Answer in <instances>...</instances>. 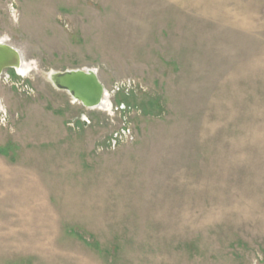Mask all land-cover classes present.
Segmentation results:
<instances>
[{
	"label": "rangeland",
	"instance_id": "1",
	"mask_svg": "<svg viewBox=\"0 0 264 264\" xmlns=\"http://www.w3.org/2000/svg\"><path fill=\"white\" fill-rule=\"evenodd\" d=\"M0 41V264H264V0H0Z\"/></svg>",
	"mask_w": 264,
	"mask_h": 264
},
{
	"label": "water",
	"instance_id": "2",
	"mask_svg": "<svg viewBox=\"0 0 264 264\" xmlns=\"http://www.w3.org/2000/svg\"><path fill=\"white\" fill-rule=\"evenodd\" d=\"M21 68V54L4 41H0V77L8 70L16 75H23L19 70ZM47 79L56 90L67 93L73 102L79 103L87 110L97 109L104 104L103 102L108 103V109L111 107L104 97V88L93 70L49 72Z\"/></svg>",
	"mask_w": 264,
	"mask_h": 264
},
{
	"label": "bare ground",
	"instance_id": "3",
	"mask_svg": "<svg viewBox=\"0 0 264 264\" xmlns=\"http://www.w3.org/2000/svg\"><path fill=\"white\" fill-rule=\"evenodd\" d=\"M104 103V102H103ZM101 107V106H100Z\"/></svg>",
	"mask_w": 264,
	"mask_h": 264
}]
</instances>
